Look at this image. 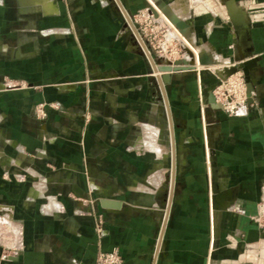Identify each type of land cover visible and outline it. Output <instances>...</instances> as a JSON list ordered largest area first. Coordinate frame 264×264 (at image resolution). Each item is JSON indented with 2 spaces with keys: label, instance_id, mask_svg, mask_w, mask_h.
I'll list each match as a JSON object with an SVG mask.
<instances>
[{
  "label": "crops",
  "instance_id": "1",
  "mask_svg": "<svg viewBox=\"0 0 264 264\" xmlns=\"http://www.w3.org/2000/svg\"><path fill=\"white\" fill-rule=\"evenodd\" d=\"M209 6L183 34L204 62L248 63L245 115L211 106L201 67L164 91L111 0H0V76L29 84L0 92V264H264V0Z\"/></svg>",
  "mask_w": 264,
  "mask_h": 264
},
{
  "label": "rangeland",
  "instance_id": "2",
  "mask_svg": "<svg viewBox=\"0 0 264 264\" xmlns=\"http://www.w3.org/2000/svg\"><path fill=\"white\" fill-rule=\"evenodd\" d=\"M151 1V0H150ZM149 2L148 7L143 8L141 10L136 11L135 13H128L127 16H129V20L131 21L130 16L135 21L136 18H138L139 22H141V25H138L139 32L143 36L147 47V51L151 53L150 55L154 59H158L163 57L164 59H179L184 56L187 57V48L194 53L195 56V62L198 68L201 67V72H209L213 75L215 73L213 72L215 68H221V66L218 64V61L215 58H212L209 56L208 64L207 65H201L200 60L205 59L201 56V52H198V49L194 47L192 42L185 37L183 33H181L178 29L175 28V26L172 24L170 17L171 16H178L181 18L180 14H184L186 17L188 15V9L187 6H191L194 11L199 10H208L207 6L213 8V4L216 3V0H181L180 4L184 7L183 11L180 13H176L170 6L167 0H155L156 4L153 2ZM111 4H113L114 8H116L118 14L120 15L121 19L124 22V27L126 30L131 31L132 34H136L133 27L130 25L131 22L128 21L126 18L125 12L123 13L122 8L119 4V0H111ZM186 5V8H185ZM157 12V15L153 12V10ZM169 11V12H168ZM148 19L145 20V18ZM155 19V20H154ZM182 19V18H181ZM144 28L145 30L140 29ZM133 38L138 46V48L143 51V54L145 53L148 55L146 49L144 50L142 44L138 41L137 35L136 37L133 35ZM137 38V39H136ZM197 49V50H196ZM4 49L0 48V52H2ZM145 52V53H144ZM145 55V56H147ZM148 55V57L150 56ZM198 58V59H197ZM199 71H192L185 73L187 82H192L198 80V73ZM215 77H217L215 75ZM220 80V79H218ZM219 83V82H218ZM217 83V84H218ZM190 84V83H189ZM216 84V85H217ZM215 85V86H216ZM29 84L26 81L20 80V79H12L8 78L7 76H0V92L7 91L10 89H21V88H28ZM214 86V87H215ZM214 89V88H213ZM160 101L162 102V94H159ZM162 109H164L163 104H161ZM51 107H57L59 110H62V108L58 104H50ZM47 104L46 103H36L31 107L30 115L35 120H38L39 122L45 121L47 118ZM85 120H87V117H85Z\"/></svg>",
  "mask_w": 264,
  "mask_h": 264
},
{
  "label": "built area",
  "instance_id": "3",
  "mask_svg": "<svg viewBox=\"0 0 264 264\" xmlns=\"http://www.w3.org/2000/svg\"><path fill=\"white\" fill-rule=\"evenodd\" d=\"M131 18V23L136 25H141L138 18L135 21ZM148 19L145 18V20ZM155 20V19H154ZM131 25V24H130ZM145 30L144 28H141ZM137 37L142 44L144 50L149 48L146 45V42L139 32L137 26ZM150 52V50H149ZM151 54V53H150ZM170 60V59H169ZM175 60V59H172ZM236 63H229L226 67H233L236 66ZM217 103L220 104L221 109L226 112L228 115H245L248 112V95H247V82L245 80L244 74L241 70H237L234 73L230 74L223 80H219V83L214 87L211 92ZM262 211L257 216L256 221L264 229V204L261 205ZM162 236H159L158 245L161 244ZM160 247V246H159ZM159 249V248H158ZM158 251V250H157ZM8 257L7 252H4L2 255V259ZM122 257L117 248H113L110 251L99 252L97 254L96 260L94 264H121ZM85 264V263H79Z\"/></svg>",
  "mask_w": 264,
  "mask_h": 264
},
{
  "label": "water",
  "instance_id": "4",
  "mask_svg": "<svg viewBox=\"0 0 264 264\" xmlns=\"http://www.w3.org/2000/svg\"><path fill=\"white\" fill-rule=\"evenodd\" d=\"M119 4L122 8L120 2ZM153 12L157 15L155 9L153 10ZM170 20L172 24L175 26V28L178 29L181 33H185L189 28V23L179 18L178 16H171ZM131 26L133 27L136 34H138L137 26L132 23ZM186 50H187V57L184 56L182 58L175 60L164 59L163 57L154 59L151 55L149 56L150 60L152 61V63L156 68V72L160 73V76L158 77L159 84L164 91H165V85L171 82L174 73H187L197 70L194 53H192V51H190L189 48H187ZM208 62H209L208 59L205 62L202 59L200 60L201 65H207ZM237 70H241L244 74L245 80L247 82L248 103H250L252 101L251 92L253 87L252 84L249 82V78H248V63L241 62L233 67L215 68L213 72L215 73L218 79L223 80ZM208 100L213 108L216 109L221 108L220 104L216 102L215 97L212 93L208 95ZM100 204L101 206L120 205L119 202H110L109 200H105V199H101Z\"/></svg>",
  "mask_w": 264,
  "mask_h": 264
},
{
  "label": "bare ground",
  "instance_id": "5",
  "mask_svg": "<svg viewBox=\"0 0 264 264\" xmlns=\"http://www.w3.org/2000/svg\"><path fill=\"white\" fill-rule=\"evenodd\" d=\"M123 9V11L125 12V14H126V18L128 19V21L129 22H131L130 20H129V16H127L128 14H127V11L124 9V8H122ZM169 12V11H168ZM146 51H147V48H146ZM147 53H148V55H150V53L147 51ZM198 59V58H197Z\"/></svg>",
  "mask_w": 264,
  "mask_h": 264
}]
</instances>
